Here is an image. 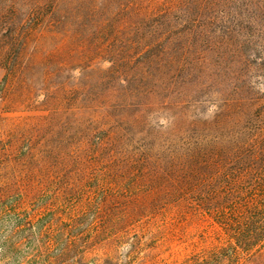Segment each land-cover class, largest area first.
<instances>
[{
    "label": "rangeland",
    "instance_id": "374dc122",
    "mask_svg": "<svg viewBox=\"0 0 264 264\" xmlns=\"http://www.w3.org/2000/svg\"><path fill=\"white\" fill-rule=\"evenodd\" d=\"M262 66L264 0H0V264H181L223 246L160 208L165 143L264 125ZM102 129L122 140L131 219L90 246Z\"/></svg>",
    "mask_w": 264,
    "mask_h": 264
},
{
    "label": "trees",
    "instance_id": "16d2710c",
    "mask_svg": "<svg viewBox=\"0 0 264 264\" xmlns=\"http://www.w3.org/2000/svg\"><path fill=\"white\" fill-rule=\"evenodd\" d=\"M95 135L98 183L89 188L83 208L84 217L91 216L85 233L90 246H96L105 234L125 232L124 223L131 219L123 208L131 199V176L124 185L115 167L116 157L123 153L122 140L110 129ZM165 146L167 166L160 189H153L160 191V208H180V219L206 220L225 238L223 246L194 254L181 264H264V125L209 138L180 137L177 143L167 139ZM143 173L137 170L135 181ZM154 208L149 210L152 216ZM77 241L66 242L62 255Z\"/></svg>",
    "mask_w": 264,
    "mask_h": 264
}]
</instances>
